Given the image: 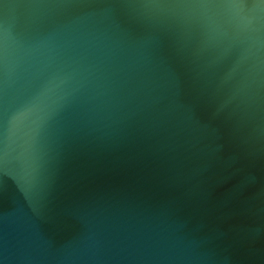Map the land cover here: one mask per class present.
I'll use <instances>...</instances> for the list:
<instances>
[{"label":"water","instance_id":"obj_1","mask_svg":"<svg viewBox=\"0 0 264 264\" xmlns=\"http://www.w3.org/2000/svg\"><path fill=\"white\" fill-rule=\"evenodd\" d=\"M0 264H264V0H0Z\"/></svg>","mask_w":264,"mask_h":264}]
</instances>
